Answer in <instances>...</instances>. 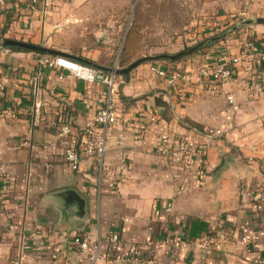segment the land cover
Masks as SVG:
<instances>
[{
  "label": "crops",
  "instance_id": "1",
  "mask_svg": "<svg viewBox=\"0 0 264 264\" xmlns=\"http://www.w3.org/2000/svg\"><path fill=\"white\" fill-rule=\"evenodd\" d=\"M49 3L39 0L36 9L27 0H10L9 9H0V38L9 32L5 27L22 26L32 14L51 15ZM34 25L28 26V35H34ZM53 29L50 19L43 20V42ZM255 29L258 36L250 34L264 39V26ZM54 43L50 38L47 44L58 48ZM59 53L113 70L85 55ZM42 56L0 50V73H10L12 81L8 105L20 116L17 121L0 119V200L5 201L0 209V264H92L72 245L78 235L104 247L118 236L119 254L126 260L121 264H262L264 97L248 101L239 95L240 108L233 111L225 99L230 86L211 95L198 83L186 89L168 86L151 71L154 65L189 71L199 55L177 63H144L118 77V124L109 132L102 162L86 158L74 170L63 159L57 112L65 106L75 131L82 133L97 110L99 90L77 78L49 81L46 69L38 77ZM155 114L158 125L152 123ZM208 127L222 128L224 134L206 143L204 182L192 169L158 152L156 130L174 140L203 142ZM66 190L86 201L82 220L62 213L56 194ZM242 224L250 229L249 245L241 242ZM174 240L191 245L176 249L170 243Z\"/></svg>",
  "mask_w": 264,
  "mask_h": 264
},
{
  "label": "built area",
  "instance_id": "2",
  "mask_svg": "<svg viewBox=\"0 0 264 264\" xmlns=\"http://www.w3.org/2000/svg\"><path fill=\"white\" fill-rule=\"evenodd\" d=\"M29 6L35 8L39 0H27ZM10 0H0V9H9ZM234 35L233 46L219 47L202 51L199 57L191 61L189 71L181 68L171 70L159 66H152L151 71L166 80L168 86H180L182 89L200 84L207 93L214 95L220 92L224 86H230L231 91L226 94V102L233 111H238V96L243 95L248 101H254L264 97V39H259L248 31L238 32ZM49 70V81H63L77 78L86 85L98 88L97 110L91 114L81 132L75 131V125L71 112L60 106L58 111L64 115L56 120L57 137L61 141L64 161L74 170H78L79 164L86 158H96L102 162L107 149V140L110 130L118 124V106L116 97L118 94L117 68L111 71L94 68L78 61L62 56H42L37 61L36 73L41 76L42 70ZM12 87L10 73H0V119L17 121L19 112L8 105V91ZM45 107L49 104L45 103ZM159 117L155 114L152 123L158 125ZM224 134L222 128H205L203 142L196 139L174 140L168 133H158L160 146L158 152L171 160L192 169L195 177L204 182L207 177V150L206 143ZM83 138V141H81ZM83 147L79 151V146ZM0 209L5 208V201L0 200ZM241 242L252 243V236L247 224L240 227ZM104 247L101 242L91 241L84 235L75 236L72 240L73 247L88 258L92 264L106 261L111 264L124 263V258L119 254V237L112 236ZM171 245L178 249H187L191 244L188 241L174 240ZM56 258V256H54ZM128 261V260H127ZM133 261V260H131ZM264 264V260L261 262ZM146 264H155L153 260Z\"/></svg>",
  "mask_w": 264,
  "mask_h": 264
},
{
  "label": "rangeland",
  "instance_id": "3",
  "mask_svg": "<svg viewBox=\"0 0 264 264\" xmlns=\"http://www.w3.org/2000/svg\"><path fill=\"white\" fill-rule=\"evenodd\" d=\"M47 9L51 15L32 14L22 26L5 27L9 32L0 39V50L4 39L21 40L124 70L140 60L190 55L189 48L212 36L233 46L241 30L258 36L255 20L264 19V0H50ZM46 19L54 31L43 42ZM50 38L58 48L47 44Z\"/></svg>",
  "mask_w": 264,
  "mask_h": 264
},
{
  "label": "water",
  "instance_id": "4",
  "mask_svg": "<svg viewBox=\"0 0 264 264\" xmlns=\"http://www.w3.org/2000/svg\"><path fill=\"white\" fill-rule=\"evenodd\" d=\"M256 25L264 26V19L259 18L255 20ZM2 48L16 49V50H26L34 53H41L48 56H63V54L36 46L34 44L24 43L16 40H3ZM184 53L176 56H166L170 60H175L177 57L183 56ZM156 58H149L147 61H155ZM145 60H140L124 70H117L116 73L118 76H126L132 72L135 68L139 67L144 63ZM56 197L59 198L63 203L62 213L66 215L68 219L71 217H76L79 220H82L86 216V201L74 190H66L56 194ZM79 224L83 225L82 222Z\"/></svg>",
  "mask_w": 264,
  "mask_h": 264
},
{
  "label": "trees",
  "instance_id": "5",
  "mask_svg": "<svg viewBox=\"0 0 264 264\" xmlns=\"http://www.w3.org/2000/svg\"><path fill=\"white\" fill-rule=\"evenodd\" d=\"M244 27H245V25H244ZM4 40H6V39H4ZM221 41H223L222 36L221 37L220 36H212L208 40L201 42L199 45H196V46H193V47L189 48L188 51L190 52V55H187V56H192V55H195L196 56V55L199 54L198 52L201 49H203V51L204 50H207V49H212V48H216L217 49L219 47V43ZM20 42H23V41H20ZM24 43H26V42H24ZM29 44H31V43H29ZM21 51H23V52H29V51H26V50H21ZM38 54L45 55V54H41V53H38ZM178 55H180V54H178ZM184 56H186V55L177 57L175 60H170V59L166 58V56H161V59L156 60V61H165V62H168V63H177V62H180L182 59H184L185 58ZM78 62H80L82 64H85V65H88V66H91V67H94V68L101 69L97 64H95L93 62H90L88 60H82V59H80ZM62 115H64V113H62V111L61 112L60 111L57 112V118L60 117V116H62ZM195 130L201 132V129L200 128H195ZM80 139H81V141H83V138L80 137Z\"/></svg>",
  "mask_w": 264,
  "mask_h": 264
}]
</instances>
